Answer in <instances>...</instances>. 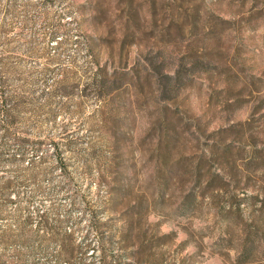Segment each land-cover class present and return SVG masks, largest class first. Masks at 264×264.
<instances>
[{"label":"rangeland","instance_id":"1","mask_svg":"<svg viewBox=\"0 0 264 264\" xmlns=\"http://www.w3.org/2000/svg\"><path fill=\"white\" fill-rule=\"evenodd\" d=\"M0 80V264H264V0H0Z\"/></svg>","mask_w":264,"mask_h":264},{"label":"trees","instance_id":"2","mask_svg":"<svg viewBox=\"0 0 264 264\" xmlns=\"http://www.w3.org/2000/svg\"><path fill=\"white\" fill-rule=\"evenodd\" d=\"M123 76L124 78L127 79L129 77V74L126 73ZM104 77H106V75H104L103 70L100 69L99 74H98V80L96 82V88L98 90H101L106 86L102 83V81L104 80ZM166 78H169L172 80L176 79L175 75H167ZM182 80L183 79H181L179 75L178 80H175L177 82V85L176 83H173V82H171L170 84H174L175 87L177 88L180 82H182ZM113 82H114L113 84H115L117 80L113 78ZM4 90H5L4 82L0 80V93H1V99H2L1 112L3 116V121H0V133H3L5 137L7 138L8 137L16 138V140L19 141V144H18L19 150L22 152L24 150L25 145L22 143V139L17 136V133L14 130L15 124H16L14 113L18 112L19 105H14V108H12V106L10 105V99L7 96V94L4 92ZM114 90H117V89H112L111 91L113 92ZM1 146H4V145H1ZM226 148L228 149L227 151H230V144H227ZM11 191H13V188L11 187V185H5L4 187H0V217H3L7 214V205L11 202V199L8 202L11 196ZM194 203L195 202L193 201V199L190 198L189 203L186 205V210L194 207L195 205ZM134 208L135 207H132V209ZM14 220L18 226L17 232L15 233L14 230H11V229L2 231L0 233V244L4 247H8L11 243L19 244L22 251L21 253H18L17 257H18V260H20V262H24L25 254L27 252L32 251L31 239H33V235L32 234L30 235L29 233V220L28 219L26 218L20 219V215L19 213H17L16 215H14ZM43 223H45V221H43ZM132 227H133V223L131 226L127 228V232H128L127 234L133 233L134 229ZM253 245H255V243H253ZM73 254L74 252H72V255Z\"/></svg>","mask_w":264,"mask_h":264}]
</instances>
